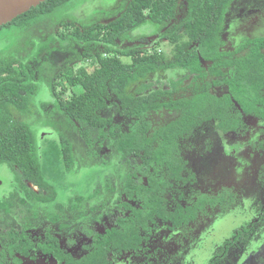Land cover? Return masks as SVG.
Wrapping results in <instances>:
<instances>
[{"label": "trees", "instance_id": "trees-1", "mask_svg": "<svg viewBox=\"0 0 264 264\" xmlns=\"http://www.w3.org/2000/svg\"><path fill=\"white\" fill-rule=\"evenodd\" d=\"M71 1L45 0L1 25L0 30L30 28ZM234 1L185 0V14L175 20L177 0H128L107 23L74 24V30L59 34L61 39L68 38L84 48L85 56L97 66L93 71L83 66L77 69L71 78V95L55 100L56 108L77 124L87 145L111 140L120 160L140 159L124 179L122 192L128 201H123L121 207L126 213L117 216L115 224L104 231L85 228L90 244L78 257L63 248L49 230L41 242L32 241L26 219L38 215L36 207L55 223L60 221L61 213L83 215L81 209L99 192L96 181L104 169L81 168L70 176L75 163L73 145L61 135L55 140L68 180L61 186L44 175L45 138L40 140L28 123L13 115L14 111L32 113V99L38 90L35 70L15 54L0 57V214L26 212L17 226L0 229V242L6 246V251L0 250V260L8 256L14 264H23L26 259L35 260L39 253L55 264H112L121 255L142 251L159 221L168 223L171 229H187L207 205L218 204L224 210L232 205L233 196L199 195L192 203L182 205L170 201L166 193L175 183L194 180L182 155L181 141L194 136L204 124L212 123L222 133L241 135L248 131L246 116L264 124V35L245 36L234 47H224L225 16ZM152 28L160 39L175 43L184 33L188 40L177 45L173 56L166 60L158 52H145L141 43L121 44L143 39ZM142 29L143 33L138 32ZM92 50L96 51L91 54ZM123 57L131 59L125 62ZM175 69L186 74L161 87L147 81L151 74ZM111 96L117 101L119 115L131 119L127 129L101 114ZM162 110L177 115L154 127L150 116ZM83 172L88 178L84 187ZM6 177L10 190L2 195V178ZM257 216L231 232L214 258H223L240 241L248 243L258 221L264 220V206Z\"/></svg>", "mask_w": 264, "mask_h": 264}, {"label": "rangeland", "instance_id": "rangeland-1", "mask_svg": "<svg viewBox=\"0 0 264 264\" xmlns=\"http://www.w3.org/2000/svg\"><path fill=\"white\" fill-rule=\"evenodd\" d=\"M127 1L74 0L30 28L9 27L0 30V57L15 54L17 58L27 60L35 70L38 90L32 99V113L14 111L13 115L28 123L40 140L42 136L45 138L44 175L61 186L68 180L55 140L56 136L61 135H65L73 145L75 163L68 173L70 176L74 177L81 168L104 169L96 181L99 192L81 209L83 215L75 216L76 212L61 213L60 221L55 223L43 214L41 208L36 207L38 215H29L26 219L29 226L27 233L32 241L41 242L49 230L57 236L61 246L75 256L83 254L89 247L90 239L84 232L85 228L104 231L115 224L117 216L126 213L121 207L123 201H128L122 192L124 179L130 169L140 163V159L130 157L128 162L120 160L111 140L102 145H87L77 124L70 122L56 108L55 100H65L71 95V78L77 69L83 66L93 71L97 66L85 56L84 48L68 38L61 39L59 34H68L74 30V24L81 27L96 22L107 23L122 11ZM177 4L175 20L181 18L186 10L185 0H177ZM138 32L143 33L144 30ZM157 32L152 28L143 39L121 44L128 46L141 43L140 47L145 52H158L166 60L173 56L177 45L188 40V36L181 33L177 42H170L160 39ZM256 34L264 35V0H235L225 16L222 31L224 47L232 48L245 36ZM98 49L102 51V48ZM122 59L129 62L131 58ZM185 74L179 69L163 70L151 74L147 81L153 87H161L167 85L170 79ZM213 90L220 92L217 87ZM101 114L110 117L123 129L132 124L130 118L119 115L114 96L108 100V106L101 110ZM176 115L175 112L162 110L153 113L150 118L156 127ZM245 121L248 131L244 135L222 133L212 123H207L194 136L183 139L181 152L187 160L189 171L194 173V182L175 183L166 193L170 201L174 199L182 205L192 203L199 195L222 194L225 198L233 196L232 205L227 210L218 204L207 205L206 211L199 214L187 229H171L168 223L159 221L142 251L121 255L112 264H190V259L194 264H207L209 256L218 251L222 241L235 228L258 217V210L264 206V124L254 117L246 116ZM2 179L1 193L7 195L9 180L7 177ZM87 179V172H83L82 187L87 185ZM27 185L37 191L35 185L30 182ZM21 212L16 211L8 216L0 214V229L11 224L17 226L18 219L26 213L23 210ZM256 230L245 249L233 248L230 258L220 264H264V220L258 221ZM5 247L0 242V250L6 251ZM0 264L14 263L7 256L0 260ZM23 264L55 263L38 253L35 260L26 259Z\"/></svg>", "mask_w": 264, "mask_h": 264}, {"label": "water", "instance_id": "water-1", "mask_svg": "<svg viewBox=\"0 0 264 264\" xmlns=\"http://www.w3.org/2000/svg\"><path fill=\"white\" fill-rule=\"evenodd\" d=\"M43 1L45 0H0V26L11 22Z\"/></svg>", "mask_w": 264, "mask_h": 264}, {"label": "flooded vegetation", "instance_id": "flooded-vegetation-1", "mask_svg": "<svg viewBox=\"0 0 264 264\" xmlns=\"http://www.w3.org/2000/svg\"><path fill=\"white\" fill-rule=\"evenodd\" d=\"M256 35H259V34H256ZM256 219H257V218H256ZM235 229H236V228H235ZM235 229H234V230H235ZM234 230H233V231H234ZM255 231H257V230L255 229L253 232H255ZM252 234H253V233H252ZM245 246H246V243L240 241V242L234 244L233 247H231L230 250H228L226 256H224L223 258L215 259V258H214V255H215V254L219 255V249H220V248H219L218 251H216L215 253L213 252V255L209 256V259H208V261H207V264H220L221 261H223V260H227L228 258H230V253H231V251H232L233 248H235V247H236V248H241V247H243V248L245 249ZM188 263H190V264H194V263H193V260H191V259L188 260Z\"/></svg>", "mask_w": 264, "mask_h": 264}, {"label": "crops", "instance_id": "crops-1", "mask_svg": "<svg viewBox=\"0 0 264 264\" xmlns=\"http://www.w3.org/2000/svg\"><path fill=\"white\" fill-rule=\"evenodd\" d=\"M99 231H101V230H99ZM84 253H85V252H84ZM84 253H83V254H84ZM72 254H73V253H72ZM73 255H74V254H73ZM81 255H82V254H81ZM74 256H75V255H74ZM79 256H80V255H79ZM76 257H78V256H76Z\"/></svg>", "mask_w": 264, "mask_h": 264}]
</instances>
